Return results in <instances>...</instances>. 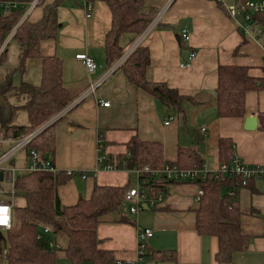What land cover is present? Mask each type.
Listing matches in <instances>:
<instances>
[{
	"label": "crops",
	"instance_id": "crops-1",
	"mask_svg": "<svg viewBox=\"0 0 264 264\" xmlns=\"http://www.w3.org/2000/svg\"><path fill=\"white\" fill-rule=\"evenodd\" d=\"M53 1L44 0V4ZM144 1V12H154L155 17L159 15L157 25L141 43L150 54L146 78L152 83H164L190 100L183 102L179 114L136 88L122 69H118L80 104L55 120L50 125L54 152L45 157L58 172L73 173L67 183L57 188L62 207L74 206L80 199L88 200L96 185L133 188L136 176L132 170H102L97 161L99 156L106 160L128 161L126 145L133 137L160 144L165 164L176 165L179 150L190 149L202 161L203 167L215 170L220 165L218 141L229 139L233 156L248 165L264 166L263 17L255 16L253 30L244 35L222 5V2L225 5L235 0H221V3L216 0ZM90 5L91 10H87L85 0H62L57 10L61 24L57 37L43 41L40 46L43 57L61 60L63 87L76 98L108 67L104 37L110 30L111 13L102 1ZM41 18L42 7L36 6L22 20L37 23ZM182 29L190 34L188 43L179 41ZM11 38L7 37L2 47L6 62L0 66V83L9 68L19 65L21 48ZM131 40L130 34H122L119 38L121 47H129ZM191 52L196 56L185 65ZM81 53L87 54L96 64L93 73L75 59ZM219 66L244 67L248 76L263 86L260 91L246 93L243 118L217 116L215 89ZM20 81L33 86L40 84L39 59L27 60L24 74L13 76V87ZM8 101L14 103L10 96ZM103 102H108L109 107L101 106ZM22 114L14 117L15 124L27 123ZM19 117H23L20 123ZM246 117H256L254 130L244 128ZM8 119L7 104L0 96V139H3V124ZM6 147L7 144L1 142L0 152ZM22 159L23 155H19L15 161L21 164ZM153 191L151 196L161 195L156 207L131 214L129 204L124 202L121 214L130 223L115 222L113 214L100 218L96 229L98 249L107 253L111 260L109 264L137 259L139 229L153 231L143 264H219L215 261L217 239L201 236L195 230L199 187L185 182L171 184L154 194ZM14 199L18 203L15 206H24L23 199ZM238 199L241 233L251 240L245 251L232 255L230 263L220 264H264V176L251 180L248 187L240 189ZM2 234L5 232H0V248H4ZM44 241L50 248L48 242L54 243L51 232Z\"/></svg>",
	"mask_w": 264,
	"mask_h": 264
},
{
	"label": "trees",
	"instance_id": "trees-1",
	"mask_svg": "<svg viewBox=\"0 0 264 264\" xmlns=\"http://www.w3.org/2000/svg\"><path fill=\"white\" fill-rule=\"evenodd\" d=\"M0 1H13L24 5L11 13H0V66L6 62L2 47L11 33L12 41L21 48L18 67L9 68L0 83V96L9 110V119L3 124V139L15 140L45 124L67 107L76 96L63 87L61 60L57 57H43L40 48L43 41L57 37L61 27L57 10L62 0H55L51 4L38 0L36 6L42 7V18L37 23L22 20L26 7L33 0ZM96 1L104 2L111 13L110 30L104 37L105 61L106 65L110 66L125 51L120 45V36L130 34L133 43L151 23L155 14L143 11L144 0H85V4ZM29 59L41 61L40 84L33 86L20 81L17 87H13V76L24 74L25 64ZM149 64V51L140 45L120 69L136 88L181 114L183 102L190 99L164 83L149 82L146 78ZM217 77V116L243 118L246 93L260 91L263 86L256 84V80L248 76L244 67L219 66ZM8 96L13 98L14 103L8 101ZM20 113L25 114L26 124L14 123V117ZM51 129L50 125L46 127L30 145L45 159V156L54 152V136ZM232 154V142L229 139H220L219 163L229 165ZM126 155L128 161H134V168L148 166L156 169L165 164L160 144L143 142L137 137L131 138L127 143ZM9 164L15 166V160ZM176 165L186 169L202 166V161L193 150L180 149ZM70 177L60 172H19L16 175L15 198L23 199L25 204L13 207L11 229L5 232V246L0 248V264H55L56 251H62L70 264H109L111 260L107 253L98 249L96 229L100 218L107 214L115 215L117 223H130L128 218L121 214L126 188L96 185L88 200L80 199L74 206L62 207L57 188L67 183ZM190 183L197 185L202 191L195 210V230L201 236L217 239V263H230L232 255L245 251L251 240L241 233L238 199V191L248 187L250 181L243 184L239 176L225 174L218 179L208 175ZM160 189H155L153 194ZM44 228L50 230L53 242L55 246L59 245V248L50 249L45 241L36 239Z\"/></svg>",
	"mask_w": 264,
	"mask_h": 264
},
{
	"label": "built area",
	"instance_id": "built-area-1",
	"mask_svg": "<svg viewBox=\"0 0 264 264\" xmlns=\"http://www.w3.org/2000/svg\"><path fill=\"white\" fill-rule=\"evenodd\" d=\"M216 1L220 3L222 2L221 0ZM37 3L38 0H33L29 3L26 8V13L35 7ZM222 5L227 16L235 22L237 29L244 35H248L253 30L252 21L255 16H261L264 19V0H235L232 3L225 5L222 2ZM23 6V4L13 1H0V13L8 14L21 9ZM85 7L87 10H91L90 4H85ZM157 18H159V15L151 21V23L128 47V49L124 51V53L112 65L107 67L103 75L95 83H92L86 91L74 99L67 107L49 119V121L21 138L15 140L0 139V143L2 142L7 144V147L0 152V232H7L11 229L16 175L19 172H58L51 161L40 157L39 153L34 148L30 147L33 140L39 136L46 127L80 104L81 101L91 95L95 89L99 87V85L102 84L110 75L120 69L131 53L141 45L142 41L145 39L152 27L157 25ZM9 36L12 37V33ZM179 38L181 42L188 43L190 34L186 29H182L179 33ZM195 56L196 53L191 52L188 56V61L184 64H189ZM75 59L80 61L89 73H93L96 70V64L87 54H78L75 56ZM100 105L103 107H109L108 102L100 103ZM165 125H168V122H166ZM201 130L203 131V129ZM23 154L22 163L20 164L22 166L17 167L16 161L15 166H10L9 163L11 161H14L19 155ZM97 161L100 165H102L101 169L106 171L127 169L128 164V161H108L104 156H99ZM132 171L136 176V186L126 190L124 193V202L129 204L128 210L131 214H136L141 211L144 205L147 208L155 207L157 202L161 201V195L156 194L155 196H151V190L159 188L164 189L171 184L192 182L198 178H205L208 175L218 179L219 176L225 174L239 176L242 183L245 184L248 181L264 176V166L245 164L237 156L232 157L229 165L220 164L215 170H209L203 166H194L192 168L183 169L174 164H164L162 167L156 169L148 166L143 168L133 167ZM66 175L73 176V173L71 171H67ZM201 196L202 191L199 189L196 195L197 202ZM49 234L50 230L48 228H44L36 236V239L44 241ZM152 237V230L139 229L137 236V259L134 261H116L114 264H143L144 258L147 254L148 241ZM48 245L50 249L53 247L59 248L58 245L55 246V244L51 241L48 242Z\"/></svg>",
	"mask_w": 264,
	"mask_h": 264
},
{
	"label": "rangeland",
	"instance_id": "rangeland-1",
	"mask_svg": "<svg viewBox=\"0 0 264 264\" xmlns=\"http://www.w3.org/2000/svg\"><path fill=\"white\" fill-rule=\"evenodd\" d=\"M128 49V47L125 48V51ZM23 115V114H22ZM21 121H23V117H19V120L18 122L20 123ZM16 122V121H15ZM24 124V123H23ZM22 165H20L19 163L17 164V167H20ZM133 176V175H132ZM136 186V185H135ZM15 205H18L17 202H15V199L13 200V206L15 207ZM2 236H4L2 234ZM5 242V241H4ZM3 242V238H2V243H3V246H5ZM62 243V242H61ZM59 246V245H58ZM63 246V244H62ZM56 263L55 264H70L68 259L64 256V254L62 253V251H56ZM83 264H91V263H83Z\"/></svg>",
	"mask_w": 264,
	"mask_h": 264
},
{
	"label": "water",
	"instance_id": "water-1",
	"mask_svg": "<svg viewBox=\"0 0 264 264\" xmlns=\"http://www.w3.org/2000/svg\"><path fill=\"white\" fill-rule=\"evenodd\" d=\"M256 125H257V119H256V117H246L245 118L244 128L246 130H254L256 128ZM133 167H134V161L132 159H130L128 161V164H127V169L128 170H132ZM143 209L144 210H147V207L144 205L143 206Z\"/></svg>",
	"mask_w": 264,
	"mask_h": 264
}]
</instances>
